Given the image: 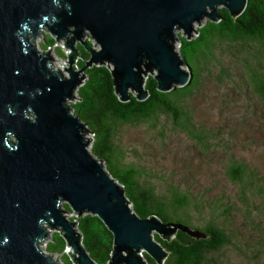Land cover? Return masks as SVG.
<instances>
[{
	"label": "water",
	"instance_id": "obj_1",
	"mask_svg": "<svg viewBox=\"0 0 264 264\" xmlns=\"http://www.w3.org/2000/svg\"><path fill=\"white\" fill-rule=\"evenodd\" d=\"M245 1L0 0V264H57L38 248L47 228L60 233L72 264H98L76 228L85 213L111 234L106 264H163L167 252L153 234L204 237L154 214L137 216L86 149L87 128L68 102L91 65L109 68L122 102L146 98L147 75L160 92L183 86L191 73L177 33L189 39L193 24L218 20L219 7L234 18ZM84 32L96 48L81 40Z\"/></svg>",
	"mask_w": 264,
	"mask_h": 264
},
{
	"label": "trees",
	"instance_id": "obj_2",
	"mask_svg": "<svg viewBox=\"0 0 264 264\" xmlns=\"http://www.w3.org/2000/svg\"><path fill=\"white\" fill-rule=\"evenodd\" d=\"M217 14V21L203 19L195 27V35L189 39L177 33V52L191 73L183 86L160 92L156 89L154 78L147 75L143 81L146 98L138 101L129 94V99L122 102L114 93L109 68L104 64L91 65L84 69V79L75 89L74 99L68 102L71 114L85 123L86 133L91 139L89 153L121 186L131 210L137 216L144 218L154 214L161 221L179 222L204 235L193 238L177 230L170 240L165 241L153 234V239L167 252L163 264H208L211 260L209 254L219 252L230 244L228 235L215 221L218 216L231 219L230 207L226 203L224 207L221 203H213L204 211L201 200L188 191L180 190L175 184L161 183L155 188L145 177L147 170L123 160L124 147L117 142L116 133L123 125L143 122L155 128L162 138L169 126L185 131L207 148L203 142L209 135L193 123L192 111L187 103L200 84L201 73L210 74L212 64L218 68L217 80L230 76L231 71L217 59L218 49L223 50L220 44L224 45L229 55L237 57L244 72L241 75L264 100V0H246L244 9L234 18L223 7L217 9ZM227 175L237 183L238 197L245 207L251 206L249 201L254 195L260 196V204L264 206L263 175L235 162L228 165ZM61 206L69 214V220L75 219L66 203ZM200 216L204 222L191 223ZM76 221L82 247L96 263L106 264L111 250L110 232L96 216L88 213L79 216ZM44 247L46 252L60 253L63 264H71L64 253L66 246L59 232H51L50 241Z\"/></svg>",
	"mask_w": 264,
	"mask_h": 264
},
{
	"label": "rangeland",
	"instance_id": "obj_3",
	"mask_svg": "<svg viewBox=\"0 0 264 264\" xmlns=\"http://www.w3.org/2000/svg\"><path fill=\"white\" fill-rule=\"evenodd\" d=\"M199 25L193 24V28ZM81 40L89 41L96 48L88 33L84 32ZM174 45L177 47V42ZM220 45L223 50L218 49L217 59L231 71L230 76L217 80L218 68L212 64L210 74L201 73L200 84L187 103L193 123L209 135L203 142L207 148L174 127L168 126L161 138L155 128L143 122L121 126L116 140L124 147L123 160L147 170L145 177L155 188L161 183L175 184L201 200L204 211L213 203H221L222 207L225 203L229 205L232 218L218 216L215 221L228 235L230 244L209 254L211 260L208 264H264V206L260 204L261 198L254 195L249 201L251 206L245 207L239 200L237 183L227 175L228 165L235 162L263 175L264 180V100L242 76L243 68L237 57L229 55L224 45ZM87 137L88 145L91 139ZM65 215L68 218L69 214ZM202 222L204 219L200 216L191 223ZM47 231L39 250L57 264H63L60 253L45 251L51 232L57 230L47 228ZM67 249L64 248L65 254ZM63 261L66 263L65 258Z\"/></svg>",
	"mask_w": 264,
	"mask_h": 264
},
{
	"label": "built area",
	"instance_id": "obj_4",
	"mask_svg": "<svg viewBox=\"0 0 264 264\" xmlns=\"http://www.w3.org/2000/svg\"><path fill=\"white\" fill-rule=\"evenodd\" d=\"M87 135L89 136V133H85L86 139H87V141H88V137H87ZM88 147H89V144L86 145V149L89 151ZM40 244H41V241H40ZM40 244L38 243V248H40ZM41 251L43 252V250H41Z\"/></svg>",
	"mask_w": 264,
	"mask_h": 264
}]
</instances>
